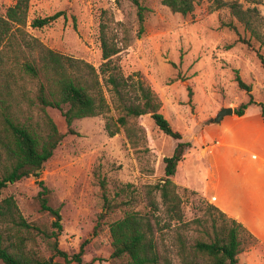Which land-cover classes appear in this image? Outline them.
Instances as JSON below:
<instances>
[{
	"label": "rangeland",
	"instance_id": "1",
	"mask_svg": "<svg viewBox=\"0 0 264 264\" xmlns=\"http://www.w3.org/2000/svg\"><path fill=\"white\" fill-rule=\"evenodd\" d=\"M13 2L0 0V14ZM140 3L146 9L140 35L136 7L130 0H29V19L59 10L65 11L66 18L61 16L41 29L31 28L28 22L25 29L49 48L84 59L96 69L102 62V39L109 46L119 47L113 62L124 75H138L151 85L162 99V112L172 128L191 143L173 178L184 219L202 216L206 203H214L264 238L258 224L246 217L252 209L239 208L234 200L260 182L261 169L259 162L246 164L235 158L243 153V147L231 141L239 118L233 112L218 123L208 122L222 107L234 109L248 100V92L235 81L236 73L251 85L253 99L264 106V68L255 52L259 49L264 54V46L254 38H250V45L241 42V37L247 38L249 33L239 24L238 33L221 27V22L229 20V10L225 6L215 8L211 0L196 1L187 15L172 12L161 0ZM243 5L249 4L243 1ZM256 7L263 17L257 29L264 35V0ZM38 82L34 78L27 85L35 90ZM103 87L110 102L107 86ZM258 109L259 105L252 104L245 112L252 114ZM46 111L63 138L39 177L31 174L8 183L0 190V200L12 195L27 221L51 229L53 218L39 211L35 199L40 189L38 181H43L51 190L49 204L60 207L59 248L73 254L84 244L83 263L117 264L110 257L108 224L121 215V208L100 217L103 201L99 183L104 181L114 202L142 213L149 211V200L154 199L158 205L156 220L162 225L167 217L159 194L149 190L163 177L162 158L176 141L158 131L147 116L130 119L135 128L132 145L122 129L113 136L107 134L104 115L75 119L73 133H66L60 112L50 107ZM114 113L112 108L110 114ZM197 228L191 224L187 232L190 240L199 234ZM164 231L170 233L167 228ZM36 240L34 249L43 257L50 256L45 240L40 236ZM237 264H264V245L256 238L249 242L238 255Z\"/></svg>",
	"mask_w": 264,
	"mask_h": 264
},
{
	"label": "trees",
	"instance_id": "2",
	"mask_svg": "<svg viewBox=\"0 0 264 264\" xmlns=\"http://www.w3.org/2000/svg\"><path fill=\"white\" fill-rule=\"evenodd\" d=\"M130 1L136 7L140 35L146 9L140 0ZM161 1L172 12L187 15L198 0ZM211 1L215 8L225 6L229 10V20L221 22V27L238 33L239 24L245 33H249V37H241V42L250 45V38H254L264 46V35L257 29L263 17L256 7L263 0ZM243 1L249 5L244 7ZM29 7V0H15L6 7L4 14H0V190L31 174L39 177L44 163L63 138L64 134L47 113V107L60 112L67 126L66 133H73L75 119L104 115L107 134L113 136L122 129L132 145L135 144V128L130 119L147 116L158 131L176 141L172 151L162 158L163 177L149 190L158 192L167 222L160 225L156 220L158 205L154 199L149 200V211L142 213L114 202L104 181H100L103 201L100 217L121 208V215L108 224L110 257L117 264H237L238 255L255 240L243 224L211 203H206L202 216L184 219L181 197L173 178L191 143L172 128L162 112V99L158 93L140 76L124 75L112 60L119 47L109 46L104 39L101 40L102 62L98 69L84 59L49 48L30 35L25 26L28 22L34 29L50 26L59 17L66 18L65 11L29 19ZM255 52L264 68V54L259 49ZM34 78L39 82L32 90L27 83ZM235 81L248 92V100L234 108V114L241 116L249 105L255 104L259 105L264 118V106L253 99L251 85L237 73ZM112 108L114 115L110 114ZM38 184L40 189L35 199L39 211L53 218L51 229L27 221L12 195L2 198L0 260L3 264H90L82 260L84 244L73 254L59 248L60 207L49 204L51 190L41 180ZM191 224L197 225L199 231L192 240L187 235ZM37 236L47 243L50 256L43 257L34 249L33 245L38 244Z\"/></svg>",
	"mask_w": 264,
	"mask_h": 264
},
{
	"label": "crops",
	"instance_id": "3",
	"mask_svg": "<svg viewBox=\"0 0 264 264\" xmlns=\"http://www.w3.org/2000/svg\"><path fill=\"white\" fill-rule=\"evenodd\" d=\"M235 117L239 118V123L237 132L231 137V141L233 145L237 142V144L243 147V153L235 156V158L242 160L246 164L259 162L261 169L258 170L260 182L253 188L248 189L245 192V195H242L239 198L236 197L234 200L239 208L243 207L252 209V212L248 213L246 217H250L254 222H256L259 229L264 233V118L262 117L260 107L252 114L244 112L243 115H236ZM222 136L223 135H220V137ZM217 142L215 144H217ZM209 191L210 196L212 197L214 189L211 184L209 186ZM221 211L223 210L221 209ZM223 212L226 213L227 216L234 218L241 224H244L237 217H235L234 214H229L225 211ZM245 228L247 227L245 226ZM252 234L259 243L264 245V238L261 237V234L259 235L255 232H252Z\"/></svg>",
	"mask_w": 264,
	"mask_h": 264
},
{
	"label": "water",
	"instance_id": "4",
	"mask_svg": "<svg viewBox=\"0 0 264 264\" xmlns=\"http://www.w3.org/2000/svg\"><path fill=\"white\" fill-rule=\"evenodd\" d=\"M233 113V108L230 107V106H227V107H222L217 113L215 116L211 117L208 122H211V123H218L220 122V120L226 116V115H230ZM36 172L38 173L39 172V169L36 170ZM32 176L34 178H37L38 176L35 175V174H32Z\"/></svg>",
	"mask_w": 264,
	"mask_h": 264
},
{
	"label": "bare ground",
	"instance_id": "5",
	"mask_svg": "<svg viewBox=\"0 0 264 264\" xmlns=\"http://www.w3.org/2000/svg\"><path fill=\"white\" fill-rule=\"evenodd\" d=\"M218 143H219V141H218ZM218 143H217V144H218Z\"/></svg>",
	"mask_w": 264,
	"mask_h": 264
},
{
	"label": "built area",
	"instance_id": "6",
	"mask_svg": "<svg viewBox=\"0 0 264 264\" xmlns=\"http://www.w3.org/2000/svg\"><path fill=\"white\" fill-rule=\"evenodd\" d=\"M218 143V142H217Z\"/></svg>",
	"mask_w": 264,
	"mask_h": 264
}]
</instances>
